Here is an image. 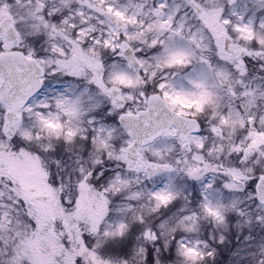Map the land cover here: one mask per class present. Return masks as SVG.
Instances as JSON below:
<instances>
[{"label":"snow or ice","instance_id":"1","mask_svg":"<svg viewBox=\"0 0 264 264\" xmlns=\"http://www.w3.org/2000/svg\"><path fill=\"white\" fill-rule=\"evenodd\" d=\"M0 264H264V0H0Z\"/></svg>","mask_w":264,"mask_h":264}]
</instances>
